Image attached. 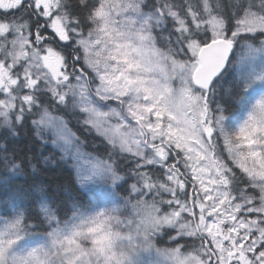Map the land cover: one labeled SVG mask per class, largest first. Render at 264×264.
Masks as SVG:
<instances>
[{
  "label": "snow or ice",
  "instance_id": "obj_1",
  "mask_svg": "<svg viewBox=\"0 0 264 264\" xmlns=\"http://www.w3.org/2000/svg\"><path fill=\"white\" fill-rule=\"evenodd\" d=\"M0 190V264H264V0H0Z\"/></svg>",
  "mask_w": 264,
  "mask_h": 264
},
{
  "label": "trees",
  "instance_id": "obj_2",
  "mask_svg": "<svg viewBox=\"0 0 264 264\" xmlns=\"http://www.w3.org/2000/svg\"><path fill=\"white\" fill-rule=\"evenodd\" d=\"M231 3H235V0H221V4L223 5L225 11H228L229 9V5ZM62 112V113H61ZM57 114L63 116L69 123V126L72 130L73 133H75V135L79 138V140L86 145V147L84 148V151L92 154L94 156H98L101 158H107L105 153L108 149V146L106 145V142L99 136L97 135L95 132L89 130L88 128H86L83 124L79 125L78 123H76L75 119L72 118L73 122L69 121V115L65 114V112L60 111V112H56ZM31 136V134H29V137ZM29 141L24 140L21 141V145L28 143ZM39 149V142H35L34 143V151ZM54 149L51 147L50 143L45 145V148L43 150V155H49L50 153H53ZM59 153H55L54 158L56 156H58ZM69 169H71V165L68 166ZM72 175H74L73 172H70L68 170H65L63 173L64 177L70 178ZM73 190L75 191V188H73ZM9 195V192L6 190H0V199H5L7 198V196ZM85 197H86V193H85Z\"/></svg>",
  "mask_w": 264,
  "mask_h": 264
},
{
  "label": "rangeland",
  "instance_id": "obj_3",
  "mask_svg": "<svg viewBox=\"0 0 264 264\" xmlns=\"http://www.w3.org/2000/svg\"><path fill=\"white\" fill-rule=\"evenodd\" d=\"M62 113V112H61ZM66 114V113H65ZM55 115H58V116H61V115H59V114H57V113H55ZM68 115V114H67ZM63 117V116H62ZM72 116L71 115H69V121L70 122H73V120H72V118H71ZM66 120V119H65ZM67 121V120H66ZM75 121H76V119H75ZM68 122V121H67ZM76 123H77V121H76ZM79 125H82V123H78ZM68 127H69V129L71 130V128H70V126H69V123H68ZM72 131V130H71ZM93 132H95V131H93ZM47 135H51V133H48ZM51 145V144H50ZM51 147L53 148V146L51 145ZM88 188L89 189H91V191L90 192H88V191H86L85 193H86V197L88 196V195H92V194H94V195H97V196H102V195H104V193H103V190H102V188L99 186V185H95V184H90L89 186H88Z\"/></svg>",
  "mask_w": 264,
  "mask_h": 264
}]
</instances>
